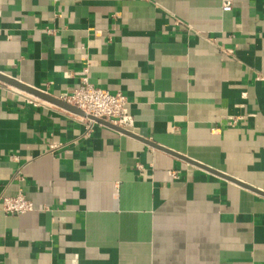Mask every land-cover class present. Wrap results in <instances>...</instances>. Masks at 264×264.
<instances>
[{
    "label": "crops",
    "instance_id": "obj_1",
    "mask_svg": "<svg viewBox=\"0 0 264 264\" xmlns=\"http://www.w3.org/2000/svg\"><path fill=\"white\" fill-rule=\"evenodd\" d=\"M223 1L0 0V72L134 119L0 80V198L35 206L0 208V264H264V0Z\"/></svg>",
    "mask_w": 264,
    "mask_h": 264
},
{
    "label": "built area",
    "instance_id": "obj_2",
    "mask_svg": "<svg viewBox=\"0 0 264 264\" xmlns=\"http://www.w3.org/2000/svg\"><path fill=\"white\" fill-rule=\"evenodd\" d=\"M233 8L231 0L222 2V9L230 11ZM230 53L231 50H227ZM83 110L86 114L101 118L115 124L121 128L130 130L134 124L132 114L129 112V101L121 92H111L106 88L92 84L85 76L82 83L74 88L70 93L58 97ZM40 102L39 99L35 100ZM87 128H90L94 120L84 117ZM1 209L6 213H24L35 209L31 200L20 190L12 196H2L0 198Z\"/></svg>",
    "mask_w": 264,
    "mask_h": 264
},
{
    "label": "water",
    "instance_id": "obj_3",
    "mask_svg": "<svg viewBox=\"0 0 264 264\" xmlns=\"http://www.w3.org/2000/svg\"><path fill=\"white\" fill-rule=\"evenodd\" d=\"M0 80L5 82V83H8L12 86H15L27 93H30L34 96H36L37 98H40L42 100H45V101H48L58 107H61L69 112H72L74 114H78V115H81V116H84V117H88L90 119H93L94 121L96 122H99V123H102L104 125H107L109 127H112L116 130H119L121 132H124V133H127V134H133L132 132H130L129 130L127 129H124V128H121L115 124H112L111 122L107 121V120H104V119H101V118H97V117H94V116H91V115H88L86 114L83 110H81L80 108L76 107L75 105L73 104H70L56 96H53L51 94H48L42 90H39L37 88H34L33 86H29L27 84H24L22 82H20L19 80H17L16 78H13L3 72H0ZM188 159V161L192 162V163H195L196 165H199V166H202V167H206V166H203L202 164H200L199 162L195 161V160H192L190 158H186Z\"/></svg>",
    "mask_w": 264,
    "mask_h": 264
}]
</instances>
